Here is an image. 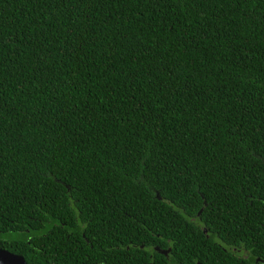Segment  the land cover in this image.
Listing matches in <instances>:
<instances>
[{"label":"trees","instance_id":"16d2710c","mask_svg":"<svg viewBox=\"0 0 264 264\" xmlns=\"http://www.w3.org/2000/svg\"><path fill=\"white\" fill-rule=\"evenodd\" d=\"M0 249L264 259V0H0Z\"/></svg>","mask_w":264,"mask_h":264},{"label":"water","instance_id":"95a60500","mask_svg":"<svg viewBox=\"0 0 264 264\" xmlns=\"http://www.w3.org/2000/svg\"><path fill=\"white\" fill-rule=\"evenodd\" d=\"M0 264H28L23 256L13 254L8 250L0 249Z\"/></svg>","mask_w":264,"mask_h":264},{"label":"flooded vegetation","instance_id":"af4514ba","mask_svg":"<svg viewBox=\"0 0 264 264\" xmlns=\"http://www.w3.org/2000/svg\"><path fill=\"white\" fill-rule=\"evenodd\" d=\"M3 250V249H2ZM156 250H158L159 252H161L162 254H164L165 255V258H167L169 261L172 259L171 258V249H169V250H160V249H156ZM234 252H238V254L240 255V256H242L243 258H248V252L247 251H243V253L242 252H240V250L239 251H237V250H234ZM243 254V255H242ZM256 262L258 263V264H264V259H262V258H257L256 259ZM172 264V263H171Z\"/></svg>","mask_w":264,"mask_h":264},{"label":"rangeland","instance_id":"374dc122","mask_svg":"<svg viewBox=\"0 0 264 264\" xmlns=\"http://www.w3.org/2000/svg\"><path fill=\"white\" fill-rule=\"evenodd\" d=\"M238 255V254H237ZM240 256V255H239Z\"/></svg>","mask_w":264,"mask_h":264}]
</instances>
